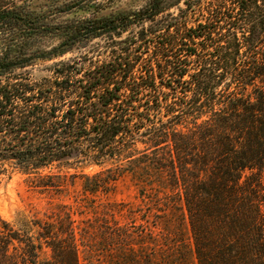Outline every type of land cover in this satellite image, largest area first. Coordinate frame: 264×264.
I'll list each match as a JSON object with an SVG mask.
<instances>
[{
    "label": "trees",
    "instance_id": "obj_1",
    "mask_svg": "<svg viewBox=\"0 0 264 264\" xmlns=\"http://www.w3.org/2000/svg\"><path fill=\"white\" fill-rule=\"evenodd\" d=\"M114 2L0 0V174L165 179L196 264H264V0ZM0 264H79L70 216L0 218Z\"/></svg>",
    "mask_w": 264,
    "mask_h": 264
},
{
    "label": "rangeland",
    "instance_id": "obj_2",
    "mask_svg": "<svg viewBox=\"0 0 264 264\" xmlns=\"http://www.w3.org/2000/svg\"><path fill=\"white\" fill-rule=\"evenodd\" d=\"M145 2L115 0L103 13L138 9ZM50 63L36 66L33 77L45 76L43 68ZM99 170L96 166L64 169L77 176L64 181L58 191L34 190L17 172L0 174V218L15 228L25 219L49 222L57 230L60 221L65 225L70 216L79 264H196L189 225L179 207L168 205L172 196L165 179L128 173L105 192L84 191L80 174L93 175ZM49 258L50 250L42 248L39 260Z\"/></svg>",
    "mask_w": 264,
    "mask_h": 264
}]
</instances>
